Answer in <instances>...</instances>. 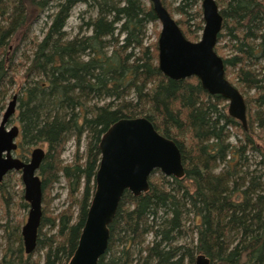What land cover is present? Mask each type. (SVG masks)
<instances>
[{
    "label": "trees",
    "instance_id": "trees-1",
    "mask_svg": "<svg viewBox=\"0 0 264 264\" xmlns=\"http://www.w3.org/2000/svg\"><path fill=\"white\" fill-rule=\"evenodd\" d=\"M162 1L182 15L185 35L199 40L204 20L195 29L190 22L202 0L173 8L174 1ZM217 2L224 24L216 51L229 52L221 56L227 78L246 96L247 128L197 77L175 80L161 71L158 40L146 43L149 26L159 23L149 0H0V103L22 73L19 148L27 157L47 144L39 170L45 194L61 177L70 196L83 188L73 201L77 217L73 204L56 217L43 213L36 250L25 256L20 237L1 264H40L33 260L38 251L44 264L69 263L96 190L101 139L120 119L142 116L176 142L185 175L158 169L147 192L125 191L98 264H195L199 254L211 264H264V0ZM79 4L93 13L72 35L67 25ZM44 18L38 36L35 25ZM71 138L87 147L65 165ZM2 182L0 203L8 208L12 198Z\"/></svg>",
    "mask_w": 264,
    "mask_h": 264
},
{
    "label": "water",
    "instance_id": "water-1",
    "mask_svg": "<svg viewBox=\"0 0 264 264\" xmlns=\"http://www.w3.org/2000/svg\"><path fill=\"white\" fill-rule=\"evenodd\" d=\"M161 24L158 38V62L169 78L197 77L203 88L228 102V113L248 124V106L242 92L226 76L222 56L216 51L224 17L217 0H202L204 28L198 41L190 40L162 0H149ZM14 94L0 122V182L12 171H20L24 199L29 204L28 219L22 228L26 254L38 246L43 217V182L39 174L46 151L36 147L24 160L14 155L20 127L11 125L17 109ZM101 160L96 174V190L89 207L77 249L68 264H98L108 249L109 225L113 221L126 190L135 196L147 192L156 169L166 176L183 178L182 153L172 139L162 135L147 117L123 118L114 123L100 142ZM195 264H211L205 254Z\"/></svg>",
    "mask_w": 264,
    "mask_h": 264
},
{
    "label": "rangeland",
    "instance_id": "rangeland-1",
    "mask_svg": "<svg viewBox=\"0 0 264 264\" xmlns=\"http://www.w3.org/2000/svg\"><path fill=\"white\" fill-rule=\"evenodd\" d=\"M174 1L173 7L179 5L180 0H172ZM218 1V0H217ZM220 8L222 7L220 3H218ZM201 9V15H198L196 12ZM89 10V11H88ZM170 12L173 17L178 21L182 18V15L171 9ZM91 11V12H90ZM191 12L196 14L197 17L192 20L191 25L192 28L195 29L196 22H199V20L203 19V12H202V1L198 3V5L194 8H192ZM91 13H93L92 10H90L89 6L86 4H79L77 5L73 11L72 15L68 21L67 25V31L70 34H75L79 31V26L83 24L82 19H89ZM43 20V21H42ZM38 24L35 25V28L37 27V34L38 36H41L43 34V29L46 25L45 18L42 19ZM86 32V29H84ZM161 31V24L158 23L157 26H149L148 33H147V40L146 43H152L156 42L159 38V34ZM199 40L202 36V31L198 33ZM191 40V39H190ZM198 41V40H197ZM225 41L221 42V44H224ZM226 53H229L228 51H221L218 52V54L221 56V54L226 55ZM22 73L19 74L17 78L16 84L9 88L7 90V93L5 95V101L0 103L4 104L3 109L0 108V122L2 119V116L4 114V111L6 110L9 102L12 100L14 94H19V88L22 84L23 77L21 76ZM234 85H237L235 78L231 75V77L228 78ZM254 91H251L252 95ZM244 95V94H243ZM246 98V96H244ZM1 100V99H0ZM228 104V103H227ZM17 114L18 111L16 110V113L12 119L11 125H18L20 127L19 122L17 121ZM18 144H20V136L16 139ZM42 147L45 151H47V144H43ZM87 143L85 140L81 142V145L78 146L76 143V140L74 138H71L65 147V151L62 154V160L63 164H73L77 156L81 158L80 156L85 155ZM14 155L17 157H20L24 160H28L31 157V154H27V157L23 156V151L21 148H18ZM84 159L82 160V162ZM6 187L7 190L11 194V203L8 206V208H5L0 203V264L2 263L3 256L8 252V250L11 251H17V249L20 246L19 238L22 237V228L24 224L26 223L28 219V213H29V204L25 201V199H21L24 195V184L21 179V172L20 171H12L8 173L4 181L2 182ZM93 184V183H92ZM84 186V185H82ZM83 188L80 190V193L78 195H75L77 199H81L82 197ZM46 197V200L43 201V213L47 215L48 217H56L59 213L64 211L69 205L74 206L75 210V217H77V214L79 212V207L77 204L73 203L74 198L73 196H70L69 193V187L67 184V181L65 178L61 177L60 181L58 183H54L53 187L48 190V192L45 194L43 192V198ZM48 227L44 229V231H48ZM54 231L49 232V234L53 233ZM43 238V236H41ZM152 236L148 238V240H152ZM24 248V243H23ZM25 249V248H24ZM10 251V252H11ZM25 251V250H24ZM25 256L27 254L24 253ZM41 258L40 264H44V253L43 251H38L33 256L34 259Z\"/></svg>",
    "mask_w": 264,
    "mask_h": 264
},
{
    "label": "bare ground",
    "instance_id": "bare-ground-1",
    "mask_svg": "<svg viewBox=\"0 0 264 264\" xmlns=\"http://www.w3.org/2000/svg\"><path fill=\"white\" fill-rule=\"evenodd\" d=\"M156 170H158V169H156ZM130 191V190H129Z\"/></svg>",
    "mask_w": 264,
    "mask_h": 264
}]
</instances>
